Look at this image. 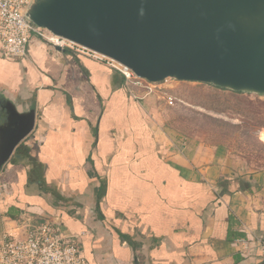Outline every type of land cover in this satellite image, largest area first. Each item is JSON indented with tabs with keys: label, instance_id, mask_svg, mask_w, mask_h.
<instances>
[{
	"label": "crops",
	"instance_id": "0c3cea01",
	"mask_svg": "<svg viewBox=\"0 0 264 264\" xmlns=\"http://www.w3.org/2000/svg\"><path fill=\"white\" fill-rule=\"evenodd\" d=\"M0 94L35 110L0 169V240L51 218L88 264H264V153L172 140L154 96L69 52L0 55Z\"/></svg>",
	"mask_w": 264,
	"mask_h": 264
},
{
	"label": "water",
	"instance_id": "95a60500",
	"mask_svg": "<svg viewBox=\"0 0 264 264\" xmlns=\"http://www.w3.org/2000/svg\"><path fill=\"white\" fill-rule=\"evenodd\" d=\"M25 15L148 83L264 97V0H32ZM34 124L33 108L0 94V169Z\"/></svg>",
	"mask_w": 264,
	"mask_h": 264
},
{
	"label": "built area",
	"instance_id": "2783aa9c",
	"mask_svg": "<svg viewBox=\"0 0 264 264\" xmlns=\"http://www.w3.org/2000/svg\"><path fill=\"white\" fill-rule=\"evenodd\" d=\"M32 0H0V55L22 58L30 47L39 46L46 52L61 51L103 62L117 70L127 87L141 90L146 95L155 92L158 84L137 77L117 62L46 29L35 26L25 15ZM59 48L61 51H57ZM172 105L174 99L167 96ZM5 185L0 184V189ZM0 264H88L82 255L79 238L66 232L54 220L28 222L17 236L5 235L0 240Z\"/></svg>",
	"mask_w": 264,
	"mask_h": 264
},
{
	"label": "rangeland",
	"instance_id": "374dc122",
	"mask_svg": "<svg viewBox=\"0 0 264 264\" xmlns=\"http://www.w3.org/2000/svg\"><path fill=\"white\" fill-rule=\"evenodd\" d=\"M157 86L151 96L159 109L160 125L172 140L198 138L212 143L237 144L253 155L264 153V147H260L256 139L258 128L264 126V97L225 94L223 91L227 90L216 87L219 93L210 94L205 92L210 85L172 80ZM163 89L173 97L172 105L166 103ZM261 139L264 140V134Z\"/></svg>",
	"mask_w": 264,
	"mask_h": 264
}]
</instances>
